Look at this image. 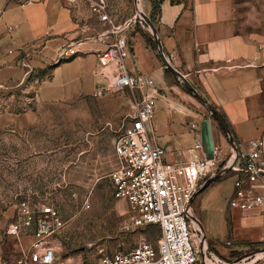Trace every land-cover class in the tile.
<instances>
[{"label":"crops","instance_id":"crops-1","mask_svg":"<svg viewBox=\"0 0 264 264\" xmlns=\"http://www.w3.org/2000/svg\"><path fill=\"white\" fill-rule=\"evenodd\" d=\"M110 1L120 17H125L129 3L135 7L133 0ZM151 5V0H142L145 12ZM156 6L155 26L164 52L174 54V69L224 114L234 138L264 139V48L260 49L264 46V31L250 30L237 19L235 0H158ZM102 28L103 24L83 2L72 6L66 0H0V90L8 91L0 98L4 108L0 113V133L9 126H33L39 118L36 108L41 105L92 93L101 79L95 51L103 45L92 39L78 46L87 53L61 62L57 58L64 45L84 40ZM132 31L135 28L128 33L130 67L152 79L172 102L185 104L184 109L177 110L167 100H158L148 123L150 134L166 148L167 160L184 159L199 135L203 110L192 91L181 87L187 85L167 68L149 37ZM46 67H50V75L28 81L33 72H45ZM26 104L28 108L20 111ZM211 121L214 153L223 160L231 152L230 141L220 123ZM235 178L229 180L225 196L221 195L219 179L207 185L193 200L196 212L203 215L204 209L219 214L235 211L228 203ZM262 181L256 185L259 190L264 189ZM11 257L1 254L0 260Z\"/></svg>","mask_w":264,"mask_h":264},{"label":"rangeland","instance_id":"rangeland-1","mask_svg":"<svg viewBox=\"0 0 264 264\" xmlns=\"http://www.w3.org/2000/svg\"><path fill=\"white\" fill-rule=\"evenodd\" d=\"M151 2V9L144 14L155 25L158 0ZM127 7L125 17L136 13L132 3ZM234 10L237 19L247 26L243 27L264 31V0H235ZM135 31L147 35L157 48L155 35L145 21L138 24ZM45 70L33 72L28 81L50 75V67ZM261 77L264 102V74ZM181 87L190 91L187 86ZM7 92L0 90V98ZM18 95H22V91H18ZM201 96L213 105L206 96ZM131 99L129 92H112L101 98L86 94L71 101L47 103L36 108L39 118L33 126L27 129L9 126L1 131L0 255L4 257L8 253L13 260L30 247V227L20 226L16 234L8 231L13 224L21 225L19 208L23 198L29 199L36 217L46 215L51 208L61 215L62 225L53 238L61 264L95 261L101 250L125 252L143 238L156 244L158 229L155 226L134 228L131 225L128 204L113 196L109 176L117 162L115 141L135 114ZM196 100L203 110L201 118L217 121L197 97ZM27 108L20 107V111ZM3 109L0 106V113ZM218 112L226 121L224 114L220 110ZM236 175L231 171L219 178L221 195L227 194L231 184L229 180ZM203 211L200 215L193 206L192 215L214 253L230 264L250 260L255 254L257 258L262 253L263 208L244 212L235 209L221 214L211 209ZM255 213L260 217L252 216ZM254 264H264V257Z\"/></svg>","mask_w":264,"mask_h":264},{"label":"built area","instance_id":"built-area-1","mask_svg":"<svg viewBox=\"0 0 264 264\" xmlns=\"http://www.w3.org/2000/svg\"><path fill=\"white\" fill-rule=\"evenodd\" d=\"M66 1L72 6L87 4L103 28L84 40L64 45L58 52L57 62L87 53L78 47L83 42L93 39L103 45L95 51L101 79L90 96L101 98L112 92H129L135 110L115 141L117 162L109 174L113 196L127 202L134 228L155 226L158 229L156 244L143 238L125 252L101 250L95 261L86 264H230L214 253L200 228L195 226L192 219L194 195L209 179L230 168L229 172L237 175L229 206L243 212L258 207L264 209V189L256 186L264 179V139L244 141L229 133L231 152L220 160L217 155L206 157L199 131L187 157L167 160L166 148L153 140L148 123L158 100H167L177 110L184 109V105L172 102L152 79L137 74L128 63L132 55L128 33L145 21L141 15L144 13L142 0H133L136 13L128 17H120L110 0ZM157 50L166 66L167 63L172 66L174 54H166L158 46ZM19 213L21 225L13 224L8 231L16 234L21 227H30V247L13 260L2 259L0 264H61L53 244L62 225L58 210L51 208L46 215L36 217L29 199L23 198ZM255 256L239 264H254L259 261H254Z\"/></svg>","mask_w":264,"mask_h":264},{"label":"water","instance_id":"water-1","mask_svg":"<svg viewBox=\"0 0 264 264\" xmlns=\"http://www.w3.org/2000/svg\"><path fill=\"white\" fill-rule=\"evenodd\" d=\"M142 17L144 18L145 22L150 26L152 29L154 35H155V40L156 44L159 48H161V41L156 29V26L152 23V21L144 14H141ZM167 66L184 82V84L187 85V87L192 91V93L197 97L201 103H203L212 113L213 117L220 123L224 131L229 134L230 130L229 127L226 123V121L223 119L221 116L220 112H218L217 109H215L206 99H204L201 94L196 90L194 86L190 84L188 79L180 72L175 70L170 64L167 63ZM200 133H201V139H202V145H203V150L206 153L207 158H213L215 156L214 150H215V145H214V138H213V132H212V121L211 119H205L200 122ZM230 168H226L219 172L217 175H215L213 178L209 179L201 188L198 190V192L194 195L196 197L199 193H201L204 188L209 185L211 182L221 178L223 175L227 174L229 172ZM192 219L194 220V216H192ZM203 232V230H202ZM264 250V249H263Z\"/></svg>","mask_w":264,"mask_h":264},{"label":"bare ground","instance_id":"bare-ground-1","mask_svg":"<svg viewBox=\"0 0 264 264\" xmlns=\"http://www.w3.org/2000/svg\"><path fill=\"white\" fill-rule=\"evenodd\" d=\"M194 223L199 227V228H201V226H200V224H198V222L196 221V220H194ZM260 252H262L261 254H259L258 256H257V258H256V256H255V259H254V261L256 260H259V259H261V258H263L264 257V250H261ZM257 253H259V252H257ZM257 255V254H256Z\"/></svg>","mask_w":264,"mask_h":264}]
</instances>
